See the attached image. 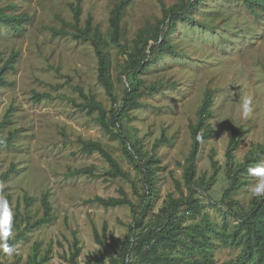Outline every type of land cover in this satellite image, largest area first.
<instances>
[{"label": "rangeland", "instance_id": "rangeland-1", "mask_svg": "<svg viewBox=\"0 0 264 264\" xmlns=\"http://www.w3.org/2000/svg\"><path fill=\"white\" fill-rule=\"evenodd\" d=\"M118 1L0 0L3 15L29 18L13 26L0 21V68L16 54L12 70L4 74L8 84L0 86V125L5 121L0 140H7L0 146V175L14 169L0 181V195L9 198L12 225L7 243L15 251L9 256L0 250V264H70L74 240L79 249L75 264H109L114 259L125 264L118 253L139 215L143 189L115 133L145 157L158 160L155 192L136 232L163 224L172 212L183 229L177 236L182 244L160 251L168 259L162 264H254L243 259L244 247L234 232L252 200L261 197L248 192L259 178L244 172L238 177L239 188L229 190L227 197L224 191L227 172L264 146V13L244 0H199L170 27L171 18H165L163 9H182L190 0H128L119 23L120 43L138 59L162 39L170 51L147 56L154 64L138 78L142 87L155 90L142 92L137 106L119 117V129L106 115L109 134L96 122V112L82 108L83 96H92L106 112L111 103L97 83L90 42L73 34L88 23L91 31L100 33L110 59L114 106L119 105L132 77L124 54L111 43L108 18ZM206 92L211 93L210 118L203 129L208 135L186 184L189 125L196 122ZM246 98H251L252 111L245 118L241 105ZM233 131L239 139L228 157ZM84 141L98 143L124 177L110 176L109 165L98 153H82ZM260 165L264 156L252 168ZM44 194L53 220L24 229L41 217ZM96 197H125L132 206L104 207L93 201ZM229 201L236 203L231 211L225 206ZM127 263L149 264L134 252Z\"/></svg>", "mask_w": 264, "mask_h": 264}, {"label": "trees", "instance_id": "trees-1", "mask_svg": "<svg viewBox=\"0 0 264 264\" xmlns=\"http://www.w3.org/2000/svg\"><path fill=\"white\" fill-rule=\"evenodd\" d=\"M199 0H190L187 5L182 9L180 7H172L163 13L165 18L169 16L170 27L180 20L179 15L185 14L190 7L194 6ZM245 4L251 8L253 6L259 7L264 13V0H244ZM128 3V0H119L115 3L109 13V27L111 32V43L118 46L120 51L125 56V64L127 72L132 77V82L128 83L124 89L123 96L119 105H115V97L113 94V85L110 79V59L109 54L103 48V43L101 35L97 29L91 31L89 23L86 28L81 31L78 30L73 34L74 38H81L85 41H89L93 49L94 56L96 58V80L97 83L102 87L105 95L111 103L110 110L108 112L94 100L92 96L84 98V104L82 108L86 109L88 114L92 112L97 113L96 122L99 124L101 129L105 133H111L110 125L106 120V115H108V120L111 121L113 126L120 128L118 124V119L121 115L127 114L131 109L137 106V98L142 94V92L150 93L154 91V87H142V83L138 76L148 70L154 61H149L147 56L152 54L156 50L170 51V46L165 43L162 39L159 42H155L154 45L149 47L148 55L145 58H137L132 52L128 51L126 46L121 44L119 41L120 37V20L123 16L124 9ZM162 6V4H161ZM78 12H74V19L77 21ZM176 15V17H174ZM28 17L24 16H5L1 13L0 10V21L4 22L6 25H18L21 21H28ZM91 32V33H90ZM16 58V54H12L4 65L0 68V86L7 85L4 78V74L8 70H12L13 61ZM210 105H211V93H204V97L196 111V122L189 125L191 145L189 154L187 157V165L184 173V180L186 184H190L193 174H194V163L196 160L197 153L199 151L200 143L208 135L206 132H203L205 127V122L210 118ZM5 123L2 122L0 127ZM115 136L120 140L122 145V151L124 155L132 162L134 168L140 174V182L142 184L143 194L139 195V215L132 222V225L129 226V234L121 241V247L119 249L118 258L119 261L125 264L127 263V257L131 252H134L137 259L141 262H147L149 264H162L166 262L167 257L160 251L175 250L178 244H182V240L177 236L183 232V229L179 225V221L175 214L169 213L165 222L161 225H158L154 228H144L139 232L136 230L139 228L141 221L145 218L148 206H149V197L154 194L155 188L153 185L154 182V170L156 169L157 159L150 157H145L139 150V148L134 145H128L125 138L119 134L115 133ZM201 139H197V137ZM11 135L9 136V138ZM239 134L237 131H233L230 142L227 146V156L230 157L231 152L235 148V144L238 142ZM7 140H0V146H5ZM80 151L84 154L98 153L104 161L109 165V175L110 176H120L124 177V173L118 167L116 161L98 144L95 142L84 141L81 142ZM260 156H264V146L259 147L256 151H251L245 157L244 162L240 165L239 168L234 170H229L227 172L228 178V187L224 191V197H227L229 190L239 188L240 184L238 182V177L247 172L253 165L257 162ZM14 169L11 167L7 172L0 175V181H5ZM81 170L78 172H84ZM134 193H136L134 188ZM9 206V198H6ZM31 200L27 199L29 203ZM94 202L104 206V207H116L121 205L132 206V204L125 198L120 199L108 198L101 199L99 197L94 198ZM40 205L42 209V215L39 219L35 220L32 223H26L24 229L32 230L43 224L50 223L54 216L51 213V207L48 201L47 194H44L40 199ZM191 209H195L194 203L190 204ZM226 208L231 211L233 206H236V203L229 201L226 203ZM239 234V240L244 247L243 259L252 260L254 264H264V196L260 198H255L251 202V209L243 217L237 220L236 229L234 236ZM74 249L70 254L68 259L70 264H75L74 259L79 253V249L76 247V240L73 243ZM117 260H111L109 264H117ZM208 264H213L208 262Z\"/></svg>", "mask_w": 264, "mask_h": 264}, {"label": "clouds", "instance_id": "clouds-1", "mask_svg": "<svg viewBox=\"0 0 264 264\" xmlns=\"http://www.w3.org/2000/svg\"><path fill=\"white\" fill-rule=\"evenodd\" d=\"M241 114L247 117L251 111V98H246L241 105ZM201 139V137H197ZM249 174L258 177L259 179L254 185L249 186L248 192L252 197L264 196V165L250 168ZM0 185V189H2ZM12 213L8 207V202L3 195H0V250L7 255H12L15 248L7 243L8 237L11 235Z\"/></svg>", "mask_w": 264, "mask_h": 264}]
</instances>
